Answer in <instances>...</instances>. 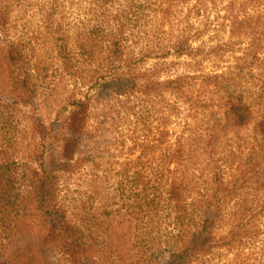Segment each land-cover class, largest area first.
<instances>
[{"label": "trees", "instance_id": "1", "mask_svg": "<svg viewBox=\"0 0 264 264\" xmlns=\"http://www.w3.org/2000/svg\"><path fill=\"white\" fill-rule=\"evenodd\" d=\"M92 1L97 23L74 44L62 39L55 49L62 72L86 87L89 97L75 99L68 115L49 126L33 123L40 147L33 149L35 157L23 172L7 154L0 162V238L10 244L9 249L0 244V264H206L204 259L213 252L240 246L255 253L239 255L235 264H264V117L256 119L246 103L249 89L242 90V85L248 84L247 74L241 67L264 68L263 30L258 29L264 25V0H230L224 14H216L222 29L229 21L238 34L250 36L249 49L235 65L241 70L201 77L187 73L164 81L154 79L156 70L126 72L132 60L126 20L133 5L118 9L110 23L108 0ZM192 1L195 9L204 10L214 0ZM7 4L0 0V109L30 107L38 89L23 47L7 37ZM52 16L51 11L44 13L48 27ZM246 27L250 34L243 33ZM215 51L208 55L213 57ZM95 53L99 58L93 59ZM186 54L196 62L202 50L193 52L188 45L187 51L177 50V55ZM213 93L223 99L224 110L218 115L205 106ZM166 95L186 107L185 121L192 126L187 133V175L180 167L186 152L180 138L168 143L165 135L156 137L152 153L158 151L157 164L151 160L148 171H136L134 179L129 177L132 169H124L116 187L120 195H111L103 190L104 183L116 177H111L114 163H102L112 145L101 140L105 127L123 116L145 124L148 104L155 111L152 101ZM92 98L101 107L90 125ZM226 132L234 138L224 137ZM199 156L206 176L196 169ZM83 168L97 187L89 208L80 203L72 220L59 187L64 177ZM134 181L135 192L125 188ZM117 198L122 201L119 208ZM134 225L141 229L138 239H130ZM259 238L260 249L255 247ZM130 242H140L141 249L150 245L154 251L127 252Z\"/></svg>", "mask_w": 264, "mask_h": 264}, {"label": "rangeland", "instance_id": "2", "mask_svg": "<svg viewBox=\"0 0 264 264\" xmlns=\"http://www.w3.org/2000/svg\"><path fill=\"white\" fill-rule=\"evenodd\" d=\"M229 1H208V8L197 10L192 0H108L106 14L110 23L114 15L118 13V9L133 5L127 20L123 18L128 23L127 40L132 42L126 45L129 47L128 53L132 55L131 68L126 72L134 74L156 70L158 74H154V79L160 78L164 81L187 73L197 75V77L209 74H229V71L237 73L242 67V71L247 74L246 81L248 82L242 85V90L249 89L246 103L252 105L256 119L264 117V85L260 83L262 79L264 80V68L252 66V69H249L246 66L239 68L235 66L239 61L238 58L243 57L249 49L250 36L238 34L229 21L222 29L218 24L221 19L216 18L217 13L220 16L224 14ZM6 2L9 10L7 37L23 47L27 67L31 69L38 89L37 99L33 106L17 108L10 106L0 109V162L5 160L3 154H7L16 164L17 171L23 172L22 169L28 167L35 157L31 156L33 149L40 147V140L33 123L37 121L49 126L58 117L68 115L75 99H81L85 95L89 97L86 87L80 86L72 77L62 72L55 49L62 39L74 44L93 28L97 23L95 16L97 6L92 0H6ZM50 11L53 16L48 23L50 27H48L44 21V13ZM96 15L102 14L98 12ZM258 29L263 30L264 37V25H260ZM244 31L243 33L250 34L251 28L246 27ZM56 33L59 36L57 40ZM146 35L149 37L148 40ZM228 43L230 46L223 47ZM187 45L193 52L197 49L202 50L196 62H191L187 54L177 55V50L181 48L187 51ZM214 49H216L215 54L211 57L208 54ZM253 51L255 49H252ZM98 55L95 53L93 59L99 58ZM259 55H262L261 52ZM250 72L252 74H249ZM211 97L205 106H211L217 115L219 112L222 113L224 110L222 95L213 93ZM152 102L154 105L157 104L156 110L153 111L152 103L148 104L142 117L145 124H137L134 117L123 116L118 118L115 124L105 127L106 132L101 140H110L112 145L108 153L103 154L105 160H102L104 161L102 163H114L115 170L111 177L114 175L116 177L108 180L109 182L114 181L104 183L103 190L111 195L116 194L119 197L120 194L116 191V187L119 188L121 179L119 175L124 169L131 168L129 177L134 179L136 171L141 169V172L143 169L148 171L152 161L157 164L158 151L152 153L156 137L164 139L165 135L164 142L168 143L180 138L181 146H184L186 151L181 163L183 165L180 167L187 175V133L192 126L185 121L186 107L177 104L174 98L168 95ZM100 107V104L95 102V98H92L90 125H93L100 115ZM248 132L250 131H244L246 134ZM114 137H117V142H113ZM224 137L234 138L231 132H226ZM203 160L204 158L200 156L195 160L198 165L196 169L199 170V174L206 176ZM174 167L175 165L171 168ZM88 171V168H83L67 175L62 179L59 187L61 202L67 207L68 216L72 220L77 218L80 203H87L86 207L89 208L91 204L89 198L94 196L92 191L97 187L87 179ZM135 182L126 184L125 188H132L135 192ZM14 197L15 194L12 198ZM117 200L119 208L122 201L120 198ZM139 228L138 225L132 226L130 239L139 237L141 234ZM163 229L168 230L167 226ZM1 232L0 225V235ZM1 238L0 244L9 249L10 244L5 240L1 242ZM260 239H257L255 243L258 249L262 247ZM140 246V242H130L125 248L131 253L139 249L143 253L154 251L150 245L142 249L138 248ZM253 251L248 246H240L228 251L219 250L206 257L204 262L206 264H235L236 257L241 254L255 253Z\"/></svg>", "mask_w": 264, "mask_h": 264}]
</instances>
